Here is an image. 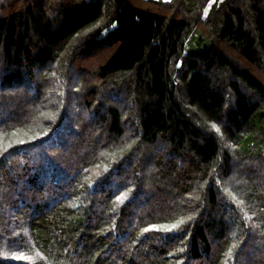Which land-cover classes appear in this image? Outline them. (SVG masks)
<instances>
[{"label":"trees","instance_id":"trees-1","mask_svg":"<svg viewBox=\"0 0 264 264\" xmlns=\"http://www.w3.org/2000/svg\"><path fill=\"white\" fill-rule=\"evenodd\" d=\"M0 264H264V0H0Z\"/></svg>","mask_w":264,"mask_h":264},{"label":"rangeland","instance_id":"rangeland-1","mask_svg":"<svg viewBox=\"0 0 264 264\" xmlns=\"http://www.w3.org/2000/svg\"><path fill=\"white\" fill-rule=\"evenodd\" d=\"M157 1H165V0H157ZM207 43V40H201L199 37V33L196 29H192L185 41L184 52H192L196 49L202 48Z\"/></svg>","mask_w":264,"mask_h":264},{"label":"snow or ice","instance_id":"snow-or-ice-1","mask_svg":"<svg viewBox=\"0 0 264 264\" xmlns=\"http://www.w3.org/2000/svg\"><path fill=\"white\" fill-rule=\"evenodd\" d=\"M213 127H215V125H213ZM42 134H43V133H41V135H42ZM30 139H35V137H30ZM17 142H18V143H22L23 141H17ZM123 196H124V194L122 193L121 196H118L116 199H117L118 201H120L121 198H122ZM238 203H240V202L238 201ZM180 222H182V221L173 222L171 225L166 226V227H165V230H167V231H171V230H173V229H176V228L178 227V225H179ZM149 227H150V228H156L157 226H156V225H150ZM229 252H231V250H229ZM15 258H17V259H30V257H26V256H24L23 253H21L19 256H16Z\"/></svg>","mask_w":264,"mask_h":264}]
</instances>
